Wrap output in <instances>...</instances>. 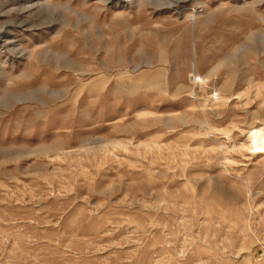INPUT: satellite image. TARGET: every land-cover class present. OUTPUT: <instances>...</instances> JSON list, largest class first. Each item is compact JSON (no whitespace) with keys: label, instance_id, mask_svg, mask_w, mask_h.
Listing matches in <instances>:
<instances>
[{"label":"rangeland","instance_id":"rangeland-1","mask_svg":"<svg viewBox=\"0 0 264 264\" xmlns=\"http://www.w3.org/2000/svg\"><path fill=\"white\" fill-rule=\"evenodd\" d=\"M264 0H0V264H264Z\"/></svg>","mask_w":264,"mask_h":264},{"label":"bare ground","instance_id":"bare-ground-1","mask_svg":"<svg viewBox=\"0 0 264 264\" xmlns=\"http://www.w3.org/2000/svg\"><path fill=\"white\" fill-rule=\"evenodd\" d=\"M252 145L256 150L264 152V129L253 128L250 133Z\"/></svg>","mask_w":264,"mask_h":264}]
</instances>
